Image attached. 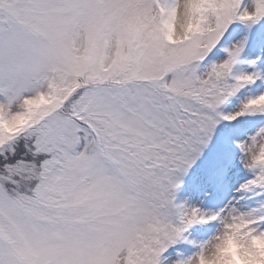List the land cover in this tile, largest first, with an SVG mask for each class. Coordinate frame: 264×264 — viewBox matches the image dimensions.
<instances>
[{
  "label": "snow or ice",
  "instance_id": "obj_1",
  "mask_svg": "<svg viewBox=\"0 0 264 264\" xmlns=\"http://www.w3.org/2000/svg\"><path fill=\"white\" fill-rule=\"evenodd\" d=\"M261 20L264 0H0V264H185L165 253L230 213L238 247L264 236V200L176 202L214 134L264 193V68H237L264 25L230 43Z\"/></svg>",
  "mask_w": 264,
  "mask_h": 264
},
{
  "label": "rangeland",
  "instance_id": "obj_2",
  "mask_svg": "<svg viewBox=\"0 0 264 264\" xmlns=\"http://www.w3.org/2000/svg\"><path fill=\"white\" fill-rule=\"evenodd\" d=\"M239 23V22H237ZM264 25V20L259 21L249 28L246 24H239L230 37V43L247 35L250 31ZM234 37V39H233ZM223 52V49H221ZM255 61V64L253 63ZM264 52L255 47H246L240 63L237 65L240 71H252L257 66L264 68ZM259 83V81H258ZM248 129V135L253 134L257 127ZM253 173L243 164L242 153L235 140L224 142L219 136L213 139L203 148L195 162L187 172L179 173L181 183L176 190V202L188 206H197L209 213L224 208L229 203L241 207L243 210L255 208L264 200V193H242L240 185L250 179ZM220 222H211L209 225H193L186 235L189 241H180L172 245L165 255L170 259L187 258L198 250V245L207 241L220 229Z\"/></svg>",
  "mask_w": 264,
  "mask_h": 264
},
{
  "label": "clouds",
  "instance_id": "obj_3",
  "mask_svg": "<svg viewBox=\"0 0 264 264\" xmlns=\"http://www.w3.org/2000/svg\"><path fill=\"white\" fill-rule=\"evenodd\" d=\"M179 35L177 39H179ZM220 229L203 247L185 259V264H264V236L256 238L248 247H238L236 240L251 228L244 220L224 216Z\"/></svg>",
  "mask_w": 264,
  "mask_h": 264
}]
</instances>
